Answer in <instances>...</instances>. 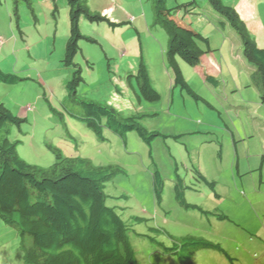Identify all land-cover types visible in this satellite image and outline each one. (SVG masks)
Segmentation results:
<instances>
[{
    "label": "rangeland",
    "instance_id": "374dc122",
    "mask_svg": "<svg viewBox=\"0 0 264 264\" xmlns=\"http://www.w3.org/2000/svg\"><path fill=\"white\" fill-rule=\"evenodd\" d=\"M30 2L33 14L20 1L16 15L14 0H0V68L25 79L14 85L0 83V102L25 119L9 134L17 141L19 157L48 167L55 161L47 147L51 145L65 157L123 168L105 183V193L110 197L107 204L130 229L138 264H179L175 255L161 248L173 244L164 232L175 240L202 237L219 244L232 258L199 249L191 256L194 264H264V101L252 86L254 67L243 56L240 38L222 15L208 0H196L193 14L182 10L172 15L175 9L170 14L209 39L197 68L177 58L185 81L200 97L196 100L174 85L166 58L168 36L155 25L150 0H85L92 12L118 24L81 17L80 32L92 41H78L74 60L82 70L79 96L111 103L124 116L142 114L139 122L148 131L166 135L147 144L135 131L122 138L102 127L101 141L80 120L82 109L68 96L67 82L75 69L62 63L69 36L66 0ZM182 2L186 1L167 0V8ZM257 2L264 22V0ZM219 21L225 24L218 27ZM258 42L263 46L260 36ZM141 61L159 96L152 102L137 96L134 76ZM193 168L216 182L214 189L213 183L198 179ZM155 170L164 181L160 206L153 194ZM175 173L188 186L185 202L210 214L179 206ZM220 213L227 219H220ZM132 216L143 220L136 222ZM19 244L16 230L0 219V264H22Z\"/></svg>",
    "mask_w": 264,
    "mask_h": 264
},
{
    "label": "trees",
    "instance_id": "16d2710c",
    "mask_svg": "<svg viewBox=\"0 0 264 264\" xmlns=\"http://www.w3.org/2000/svg\"><path fill=\"white\" fill-rule=\"evenodd\" d=\"M20 1L26 2L33 14L30 0H14L16 7ZM153 6L154 23L159 25L168 36L166 52L167 64L173 72V82L193 99L200 98L185 81L177 63V58L191 67H198L200 58L206 53L204 45L209 39L200 32L193 31L189 25H183L176 17L180 11L193 14L196 0H185L172 8H167V0H150ZM68 6L69 36L66 41L64 66L75 69L67 82L68 96L82 109L80 120L90 128L98 139L104 140L102 127L122 138L128 132L135 131L138 137L150 144L158 136V131H148L140 122L142 114L124 116L111 105L80 97L78 86L83 82L82 70L75 63L79 52L78 41L82 36L79 27L81 17L90 22L108 20L99 13L92 12L85 0H66ZM213 11L222 14L226 23L234 29L241 41L243 56L253 67L252 86L264 101V43L259 48L245 23L234 8L225 6L222 0H208ZM169 9V10H167ZM34 16V15H33ZM109 21V20H108ZM109 24L115 25L109 21ZM225 22H220L223 26ZM18 27V24H17ZM92 41L91 38H85ZM135 81L138 99L155 101L159 98L151 86L147 68L143 61L137 69ZM25 79L4 72L0 68V83L18 84ZM135 91V89H134ZM24 118L14 115L0 102V219L16 230L20 238V254L23 264H138L136 253L129 240V227L113 206L107 204L110 198L105 193V183L109 182L123 168L116 165H93L87 158L65 157L61 151L51 145L48 149L55 155L54 162L48 167L31 165L22 160L16 150L17 141L9 139L13 126L20 127ZM193 171L201 181L195 168ZM153 194L155 201L162 203L164 181L158 170L153 171ZM209 184V183H208ZM179 173H175L174 193L179 206L199 210L185 202L186 189ZM131 217V216H130ZM136 222L142 218L132 216ZM153 230H158L153 228ZM163 232V231H160ZM172 241L171 247L161 244L165 254H176L180 264H191L189 253L180 252L181 247L190 252L200 248L215 250L232 261L227 252L219 245L188 235L177 240L164 232Z\"/></svg>",
    "mask_w": 264,
    "mask_h": 264
},
{
    "label": "crops",
    "instance_id": "0c3cea01",
    "mask_svg": "<svg viewBox=\"0 0 264 264\" xmlns=\"http://www.w3.org/2000/svg\"><path fill=\"white\" fill-rule=\"evenodd\" d=\"M226 1L231 6L235 7L240 18L243 20L245 24H247V26H249L248 24L251 23L252 26L251 30H253L254 33L258 35V38L261 35L264 36V22L260 18L259 10H257L258 7L261 6V4L257 2V0H225V2ZM250 1H252L251 4ZM124 16L130 17V15H124ZM113 20H117V18L113 17Z\"/></svg>",
    "mask_w": 264,
    "mask_h": 264
},
{
    "label": "clouds",
    "instance_id": "9594fccd",
    "mask_svg": "<svg viewBox=\"0 0 264 264\" xmlns=\"http://www.w3.org/2000/svg\"><path fill=\"white\" fill-rule=\"evenodd\" d=\"M224 0H222V2H223ZM225 2V1H224ZM224 4V3H223ZM225 6H230V7H232V8H234V10L236 11V13L238 14V12H237V10L235 9V7L234 6H231L230 4H224ZM218 13V12H217ZM220 14V13H219ZM102 15V14H101ZM220 15H222V14H220ZM102 16H104L105 18H106V15H102ZM238 16H239V14H238ZM223 17V16H222ZM240 17V16H239ZM224 18V17H223ZM107 19V18H106ZM241 19V18H240ZM242 20V19H241ZM110 21V20H109ZM243 21V20H242ZM110 22H112V21H110ZM220 22H222V21H219L218 22V24L220 25ZM112 23H115V25L116 24H118V23H116V22H112ZM218 24H217V26H218ZM246 25V27H247V24H245ZM247 29H248V27H247ZM249 30V29H248ZM249 32H250V30H249ZM260 38H261V40L262 41H264V38L262 37V36H260ZM253 40L255 41V43H256V45L257 46H259V47H262V46H260L259 45V42H258V36L256 37V38H254L253 37ZM264 43V42H263ZM200 63L202 64V62H201V58H200ZM199 66H200V64H199ZM197 68V67H196ZM207 78H210V79H213V77L212 76H209L208 75V77ZM200 99V98H199ZM107 105H111V106H113L111 103L110 104H107ZM114 107V106H113ZM70 157H73V156H70ZM75 157V156H74ZM84 158V157H83ZM240 159V158H239ZM237 167H238V172H240L241 171V167H240V165L239 164H237ZM196 169V171L198 172V174L201 176V177H204L207 181H208V179L204 176V175H202V173L197 169V168H195ZM248 172H244L243 173V175H246ZM208 183L209 184H212V189H214V185H216L215 183L216 182H212V183H210L209 181H208ZM187 186V185H186ZM186 188H188V186L186 187ZM215 188H216V186H215ZM191 190H194V189H191ZM242 192H244L243 190H241V193ZM217 196H220L219 194H216ZM190 204H192V205H195V207H198V208H200V209H202V212H200L199 210H197V211H199L201 214H210V212L209 211H207V210H205V209H203L202 207H200V206H197L196 204H193V203H190ZM212 214V213H211ZM217 216L220 218V219H227V216L226 215H224L223 213H220V214H217ZM191 236H193V235H191ZM194 237H196V236H194ZM196 238H199V239H203L202 237H196ZM203 240H205V239H203ZM205 241H207V240H205ZM207 242H209V241H207ZM215 244V243H214ZM168 248V247H167ZM200 249H205V248H200ZM180 252H183V253H189L191 256H192V254H193V252H196L197 250H199V249H197V250H193L192 252H190L189 250H187L186 248H179L178 249ZM172 255H174V254H172ZM175 256L177 257V255L175 254ZM177 260H178V258H177ZM190 263L191 264H194L193 263V261H192V258L190 257ZM179 262V261H178ZM23 264V263H22ZM179 264H180V262H179Z\"/></svg>",
    "mask_w": 264,
    "mask_h": 264
}]
</instances>
